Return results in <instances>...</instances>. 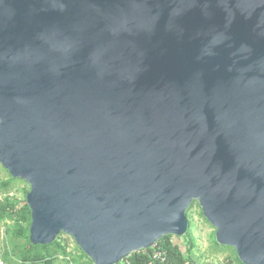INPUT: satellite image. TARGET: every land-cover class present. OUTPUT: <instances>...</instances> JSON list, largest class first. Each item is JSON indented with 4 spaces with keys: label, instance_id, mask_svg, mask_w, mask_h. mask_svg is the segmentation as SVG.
<instances>
[{
    "label": "water",
    "instance_id": "1",
    "mask_svg": "<svg viewBox=\"0 0 264 264\" xmlns=\"http://www.w3.org/2000/svg\"><path fill=\"white\" fill-rule=\"evenodd\" d=\"M0 163L34 245L118 264L197 201L264 264V0H0Z\"/></svg>",
    "mask_w": 264,
    "mask_h": 264
},
{
    "label": "trees",
    "instance_id": "2",
    "mask_svg": "<svg viewBox=\"0 0 264 264\" xmlns=\"http://www.w3.org/2000/svg\"><path fill=\"white\" fill-rule=\"evenodd\" d=\"M12 180V177H11ZM11 180L0 181V189L4 192L5 196L0 200V221H10L6 233V246L4 247V259L10 264H58V260L62 256L66 264H87L83 262L82 258L89 260L88 264H94L92 260L81 250L79 257H71L72 254L68 251V246L64 244L58 237L48 245H34L30 241V224H31V211L25 203L18 208L17 199L8 195ZM191 208V207H190ZM187 218L189 221V229L184 236L189 241L188 250L184 251L182 245L178 241L182 237H175L167 235L161 238L157 243L161 248L167 252L166 261H156L155 264H195V259L188 256L187 253L191 251L194 246V239L192 237L188 212ZM60 236V235H59ZM177 239V240H176ZM215 244L221 248H227L217 243ZM235 250V249H234ZM152 248L133 252L124 259L126 264H151ZM70 256V257H69ZM236 261L243 264L236 255ZM119 264V263H118ZM229 264H233L232 262Z\"/></svg>",
    "mask_w": 264,
    "mask_h": 264
},
{
    "label": "rangeland",
    "instance_id": "3",
    "mask_svg": "<svg viewBox=\"0 0 264 264\" xmlns=\"http://www.w3.org/2000/svg\"><path fill=\"white\" fill-rule=\"evenodd\" d=\"M11 175L0 163V181L7 179L11 180ZM11 186L8 190V195L17 199V207L20 208L27 200V194L30 191L29 184L19 178H13L11 180ZM6 194V193H5ZM4 192L0 189V200L5 196ZM7 195V194H6ZM188 216L191 222L190 231L194 239V246L188 256H192L195 259V264H239L236 261V252L234 248L227 247L221 248L215 244V228L206 220L202 213V209L197 201H194L191 208L188 209ZM10 221H0V249L4 252L6 246V233L8 224ZM58 238L68 246V251L72 254L71 257H79L81 251L78 249L73 238L65 233L60 234ZM177 240V239H176ZM182 245L184 251L189 248V241L184 236L178 241ZM70 257V256H69ZM85 263H89L87 258L81 259ZM10 264L8 261H6ZM58 264H66L63 257H60ZM72 264V263H71ZM119 264H126L124 260Z\"/></svg>",
    "mask_w": 264,
    "mask_h": 264
},
{
    "label": "built area",
    "instance_id": "4",
    "mask_svg": "<svg viewBox=\"0 0 264 264\" xmlns=\"http://www.w3.org/2000/svg\"><path fill=\"white\" fill-rule=\"evenodd\" d=\"M151 248H152L151 264H155L156 261H162V262L166 261L167 252L164 251L157 242ZM0 264H8L4 259V254L2 249H0Z\"/></svg>",
    "mask_w": 264,
    "mask_h": 264
}]
</instances>
